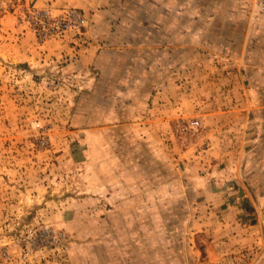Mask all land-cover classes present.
I'll list each match as a JSON object with an SVG mask.
<instances>
[{
    "label": "rangeland",
    "instance_id": "374dc122",
    "mask_svg": "<svg viewBox=\"0 0 264 264\" xmlns=\"http://www.w3.org/2000/svg\"><path fill=\"white\" fill-rule=\"evenodd\" d=\"M235 66L264 91L259 0H0V264H245L197 151Z\"/></svg>",
    "mask_w": 264,
    "mask_h": 264
},
{
    "label": "crops",
    "instance_id": "0c3cea01",
    "mask_svg": "<svg viewBox=\"0 0 264 264\" xmlns=\"http://www.w3.org/2000/svg\"><path fill=\"white\" fill-rule=\"evenodd\" d=\"M236 67V75L216 78L224 89L215 92L213 100H207L210 103L199 111L211 130L202 140L208 150L197 148V157L207 162L208 156L210 162L220 163V176L213 181L212 192L225 193L234 200L227 205L231 211L228 241L234 250L230 258L237 260V253L244 250L245 264H264V91L257 90L252 83L246 85ZM222 134L224 138L220 137ZM200 145L198 142L197 146Z\"/></svg>",
    "mask_w": 264,
    "mask_h": 264
},
{
    "label": "built area",
    "instance_id": "2783aa9c",
    "mask_svg": "<svg viewBox=\"0 0 264 264\" xmlns=\"http://www.w3.org/2000/svg\"><path fill=\"white\" fill-rule=\"evenodd\" d=\"M259 11L264 18V0H259ZM84 20L77 15H69L65 20L53 21L50 24L52 30L57 29V31H78L83 27Z\"/></svg>",
    "mask_w": 264,
    "mask_h": 264
}]
</instances>
